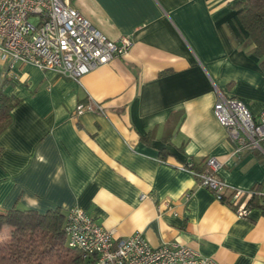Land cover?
<instances>
[{
	"label": "crops",
	"instance_id": "0c3cea01",
	"mask_svg": "<svg viewBox=\"0 0 264 264\" xmlns=\"http://www.w3.org/2000/svg\"><path fill=\"white\" fill-rule=\"evenodd\" d=\"M67 1L132 46L79 82L0 63V87L19 100L0 133V211L79 207L115 236L141 232L153 246L179 242L218 264H264V214L237 216L179 168L214 156L229 188L264 184V151L235 154L212 111L217 90L253 116L264 109L242 0ZM88 101L100 108L77 112Z\"/></svg>",
	"mask_w": 264,
	"mask_h": 264
},
{
	"label": "built area",
	"instance_id": "2783aa9c",
	"mask_svg": "<svg viewBox=\"0 0 264 264\" xmlns=\"http://www.w3.org/2000/svg\"><path fill=\"white\" fill-rule=\"evenodd\" d=\"M131 46L129 35H121L117 41L108 39L67 0H0V63L56 70L79 82L83 74L125 55ZM96 108L100 107L88 101L78 104L77 112ZM212 111L225 128L235 154L264 151V109L253 116L239 99L217 90ZM220 166L217 158L209 156L199 170L192 169L190 162L179 168L189 170L199 186L219 201L231 192L234 211L244 218L250 212L243 198L247 190L229 188L217 175ZM166 208L176 215L170 204L166 203ZM63 229L66 244L78 249L82 259L91 264H218L179 242L156 247L141 232L115 236L79 207L66 212Z\"/></svg>",
	"mask_w": 264,
	"mask_h": 264
},
{
	"label": "trees",
	"instance_id": "16d2710c",
	"mask_svg": "<svg viewBox=\"0 0 264 264\" xmlns=\"http://www.w3.org/2000/svg\"><path fill=\"white\" fill-rule=\"evenodd\" d=\"M236 7L239 8L238 19L264 71V0H242ZM18 103L17 98L6 95L0 87V133ZM231 198V192H227L220 201L235 210V200ZM243 198L249 211L257 209L264 214V184L254 185ZM65 215L59 208L44 213L20 207L0 211V264H91L82 259L78 249L66 244Z\"/></svg>",
	"mask_w": 264,
	"mask_h": 264
}]
</instances>
